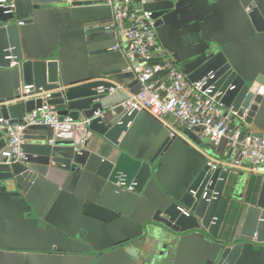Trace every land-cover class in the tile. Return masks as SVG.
I'll return each instance as SVG.
<instances>
[{"label": "crops", "instance_id": "0c3cea01", "mask_svg": "<svg viewBox=\"0 0 264 264\" xmlns=\"http://www.w3.org/2000/svg\"><path fill=\"white\" fill-rule=\"evenodd\" d=\"M13 1L28 56L53 55L69 85L104 81L128 96L139 91L124 71L121 53L110 50L116 39L107 28L112 15L105 0L38 11L30 0ZM173 2L175 8L155 31L183 74L194 70L205 53L223 50L240 74L264 75V33L255 31L246 11L255 6L264 17V0ZM169 4L150 1L145 7L153 11ZM0 80L1 95H13L9 72L0 70ZM8 115L11 123L23 118L17 107L9 106ZM258 115L252 125L239 123L243 131L264 136V102ZM112 116L108 113L106 119ZM168 123L172 124L170 118ZM173 129L176 137L170 138L164 123L139 111L122 134L114 135L115 143L102 142L80 166L62 154L66 149L55 142L51 129L32 128L33 140L24 143L23 151L50 155V164L45 176H36L25 192H19L14 175L23 163L0 162V264H213L218 241L239 237L264 176L249 162L236 159L238 153L226 141L210 146L199 132L181 125ZM7 140L3 135L0 147ZM120 151L143 153L147 161L156 156L152 177L140 194L109 181ZM207 162L229 166L233 177H241L239 198L230 202L218 239L197 231L155 238V213L177 200ZM236 264H264V243L244 242Z\"/></svg>", "mask_w": 264, "mask_h": 264}, {"label": "water", "instance_id": "95a60500", "mask_svg": "<svg viewBox=\"0 0 264 264\" xmlns=\"http://www.w3.org/2000/svg\"><path fill=\"white\" fill-rule=\"evenodd\" d=\"M30 1L32 9L38 11L55 7L65 8L68 4L80 6L94 0ZM152 1L170 2L167 9L153 10L155 28H158L164 23L163 18L175 8L176 4L173 0ZM107 7L110 9L108 5ZM248 9L255 31L264 33L262 14L255 6ZM19 23L14 13L7 15L0 9V70L9 72L15 88L11 96L4 97L0 93V119H9V106L19 108L23 117L32 110L40 108L42 100L26 98V95L21 93V87L41 88L43 92L50 94L47 102L54 106L60 119L69 117L71 123L57 132L59 135L57 138L48 126L29 127L25 131V142L33 140L29 132L32 128L47 127L51 129L55 142L66 149L62 154L68 156L70 162L84 166L102 142L115 143L114 135L122 134L138 112L127 114L117 108L116 115L112 116L111 120H107L106 114L110 113L109 109L126 100L128 94L104 81L69 85L67 77L61 74L60 63L53 59V55H27L20 34L23 23L21 22V25ZM130 75L133 77L132 74ZM183 75L191 83L205 78L204 90L216 96L215 101L222 104L225 110L231 108L233 120H241L244 124L252 125L258 119L259 107L264 102V75L240 74L223 50L205 53L195 69ZM134 81L139 85L136 80ZM2 88L3 84L0 80V92ZM111 88L115 89L112 94H110ZM38 93L37 90H31L29 96ZM98 111L102 116L95 117L94 114ZM170 121L173 122L172 117ZM3 135L5 132L0 133V141ZM4 146L5 143L0 149ZM210 146H213V143H210ZM238 156L237 154L236 159ZM25 157L22 168L14 175L19 192H25L36 180V176L43 177L47 174L51 156L25 154ZM155 159L156 156L151 161H147L143 153L131 156L125 151H120L113 164L109 181L121 190L132 186V192L140 194L152 177V165ZM0 162H6V159L0 156ZM120 181L123 182L122 186L117 185ZM240 190L241 177H233L229 166L223 168L218 165L216 169L211 170L204 164L183 194L155 213L153 217L155 238L197 231L212 239H218L228 206L230 202L238 200ZM244 242L264 243V180L256 202L249 205L246 210L239 237L230 242L218 241L212 263L236 264Z\"/></svg>", "mask_w": 264, "mask_h": 264}, {"label": "built area", "instance_id": "2783aa9c", "mask_svg": "<svg viewBox=\"0 0 264 264\" xmlns=\"http://www.w3.org/2000/svg\"><path fill=\"white\" fill-rule=\"evenodd\" d=\"M105 3L112 15L107 28L114 32L116 39L110 50L121 53L126 63L124 71L132 74L140 86L136 94L110 108L109 112L115 116L117 108L127 114L145 111L169 128L170 138L176 137L173 126L181 125L190 131L199 132L215 145L226 141L229 149L236 151L241 160L249 162L254 171L264 176V136L243 131L239 124L242 121L238 120L237 123L232 119L231 108L225 110L222 104L215 101L216 96L204 90L205 78L191 83L179 71L158 43L153 12L145 7L147 0H105ZM0 9L4 14H12L15 3L13 0H0ZM31 90L39 93L29 96ZM114 92L115 89L111 88L110 94ZM21 93L26 98L41 99L42 104L18 123L0 119V133L5 132L8 138L0 149V156L9 164L26 159L23 145L27 128L48 126L57 138V132L71 123L69 117L60 119L54 106L48 104V92H43L41 88L35 89L34 86H24ZM94 116L102 114L98 111ZM171 117L173 122L169 124ZM218 165L221 164L207 162L211 170ZM117 185L122 186L123 182ZM126 190L132 191V186Z\"/></svg>", "mask_w": 264, "mask_h": 264}, {"label": "flooded vegetation", "instance_id": "af4514ba", "mask_svg": "<svg viewBox=\"0 0 264 264\" xmlns=\"http://www.w3.org/2000/svg\"><path fill=\"white\" fill-rule=\"evenodd\" d=\"M150 1H152V0H147V3H149ZM153 2V1H152ZM152 11V10H151ZM153 12V11H152Z\"/></svg>", "mask_w": 264, "mask_h": 264}]
</instances>
